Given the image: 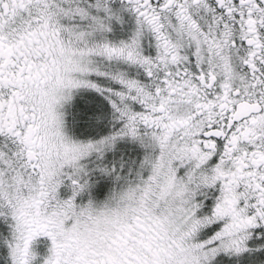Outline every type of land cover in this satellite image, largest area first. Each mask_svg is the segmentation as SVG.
I'll return each instance as SVG.
<instances>
[{
    "label": "snow or ice",
    "instance_id": "obj_1",
    "mask_svg": "<svg viewBox=\"0 0 264 264\" xmlns=\"http://www.w3.org/2000/svg\"><path fill=\"white\" fill-rule=\"evenodd\" d=\"M0 264H264V0H0Z\"/></svg>",
    "mask_w": 264,
    "mask_h": 264
}]
</instances>
